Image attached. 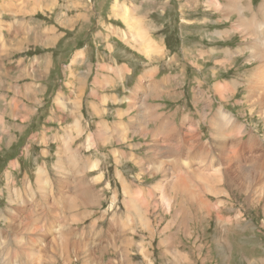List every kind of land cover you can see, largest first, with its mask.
Returning <instances> with one entry per match:
<instances>
[{"label":"rangeland","instance_id":"374dc122","mask_svg":"<svg viewBox=\"0 0 264 264\" xmlns=\"http://www.w3.org/2000/svg\"><path fill=\"white\" fill-rule=\"evenodd\" d=\"M142 1L144 3L139 6ZM260 3L261 0H236L233 4L240 5L243 10L245 7L243 12L240 6L239 8L233 7V10L229 11L231 8L227 0H55L51 9L48 8L47 0H0V71L4 75V77L0 76L2 81L0 87L3 86V89L0 88V111H4L6 115L3 117L5 128L2 129L0 125V211L5 214L8 208L11 209L8 201L10 191L15 190L22 194L21 197L25 195L26 184L29 186L27 191L33 195L38 205L43 203L42 212L31 213L30 220L25 216L16 219L12 214H5L8 222L0 221L3 243L6 244L8 238L10 240L14 233H18L19 244L23 242L22 245H25L22 254L16 259L17 264H21L24 259H36L35 254L38 250L45 247V244L54 236L59 235L65 227H67V230L65 229L67 238L72 230V232L81 234L80 240L83 236L80 245H87L86 241H91L94 246L90 249L94 248L98 251L104 248L105 252L108 250L106 254L104 252V257L100 261L104 264H145L149 260L148 264H175L165 249L167 246L174 247L178 254L187 258L184 264H264V207L262 203L258 202L256 207H248L242 195L225 187L229 198L199 196L201 204L209 202L213 207L206 209L203 205L205 208L197 211L196 219L195 217L192 219L196 199L179 198L178 200L181 199L183 203L179 202L178 214L174 217L173 210L171 213L165 212L164 206L159 202L161 194L171 188L167 175L162 176L160 173L149 175L138 169L135 165L136 160H131L133 165L127 166V157L137 159L138 156L142 158V167L149 173L154 167L162 166L163 163L162 167L169 171L168 175L175 176L177 172V175L183 178L184 183L189 184L195 190V185L199 183L196 178L189 176L190 174L195 176L196 173L189 172L191 166L196 167L197 165L200 169L198 172L210 176L212 174L209 173L210 157L215 163L218 162L216 155H210L209 147L211 148L212 144L214 147L218 146L211 127L213 115L216 116L223 130L224 121L221 122L222 119L218 115L219 109H225L226 113L233 114L240 125L246 126L249 132L257 135L264 143L262 138L264 137V122L255 111L252 114L247 110V103H243L246 101V78L249 69L252 68L248 65L250 52L246 50L243 54H236L245 45L247 46L248 42L250 44V39L243 42V36L239 28L237 29V22L240 20L241 24V17L251 15V5L257 9ZM114 6L119 9L125 8L127 15L119 19L114 12L111 13V8L116 10ZM225 6L230 9L227 8V10ZM31 7H36L33 14H26ZM140 16L143 17L144 22L147 19L145 27H150L151 30L147 34H141L143 38H139L136 34L137 30L130 24L124 23L125 20L129 21L130 18ZM77 21L78 23L75 24ZM13 27L16 32L25 34L26 38L24 48L19 53L7 50V43L10 40L7 32ZM47 36L52 40L55 39L49 47L43 45L47 42V40L44 42ZM112 36L126 42L123 45L129 49L130 45L127 43H131L138 50L143 47V43L148 44V38L156 44L155 53L149 54L152 58L151 62L145 57L148 54L146 48L145 51L139 53L127 48L125 50L130 55H140L136 59L139 64H148L146 72L139 74L136 81V84L141 83L143 86L141 92H138V97L147 94L145 101L150 93L166 87L170 90L163 97L164 99L162 98L163 100L150 98L149 102L145 103L149 106L145 105L143 110L137 107L140 113H144L148 123L145 122V127L138 129L131 127L129 129L133 131L131 137L127 134L128 129L124 126L117 127V123L113 122V120H118L116 110L121 111L122 108H127L124 98L130 100L131 93L135 89L130 85L131 80L119 82L118 88L117 86L109 88L112 87L111 84L108 88L106 86L102 89L97 88V85L101 86L105 71L99 67L94 57L99 51L105 52L106 45L119 42ZM107 37L109 39L105 40ZM252 38L254 40V37ZM80 55L83 57L82 63L78 59L81 58ZM102 58L105 59V56ZM123 58V60L131 61L128 57ZM250 63L255 65L257 62L250 61ZM109 70L113 71L108 67L106 71ZM77 77L80 78L74 79ZM233 80H238L240 85L234 91L235 94L230 98L222 96L220 91L230 90L231 85L229 84ZM72 82L77 91L70 90ZM93 84L95 90L99 91L98 96L104 97H95ZM59 94L65 98L66 108L64 110H59L56 105ZM112 95H114L113 98ZM105 97L110 101L107 100L106 106L101 107V104H105ZM205 98L210 100V109L204 107ZM89 102H92L90 106ZM70 107L77 110L79 116L71 115ZM151 107L158 115H162L159 122H149ZM21 108L32 111L28 119L24 115L23 119L10 118L13 114L20 112ZM102 112L105 115H100ZM168 113L172 121H168L166 117L163 118ZM95 115L96 118L93 117ZM201 115H204L205 121ZM75 117H77L80 129L84 131L79 139L71 142V135L74 132L73 118ZM104 117L109 123L101 121ZM160 122L168 123L167 126L171 125V128L177 129L180 133L184 132L182 141H170L165 138L169 131H164L157 135L159 137L155 141H158L154 143L151 137L152 135L156 137ZM103 123L108 127L107 132L111 134L107 137H101L100 128ZM189 125L193 127L198 125L199 130L193 132L197 135L196 137L186 132L189 131L187 129ZM167 126L165 128H169ZM112 131L124 133L125 142L116 141L119 135ZM140 132L143 135L138 134ZM224 133L229 136L228 131ZM88 136H91V145L89 147L85 145L84 149V141ZM64 140H69V142ZM244 140L246 141V138ZM65 143L70 151H78L81 155L75 165L68 161L69 152L65 154L66 156L62 153ZM164 150L171 154L165 156L166 151ZM177 150L180 152L182 150V152L175 155ZM130 152L135 156L130 157ZM189 155L186 161L185 156ZM59 156H65L66 171L62 175L58 172L63 171L56 169ZM182 160L184 161L181 163L184 165L180 163ZM80 162L82 164L95 162L99 173L94 171L86 175L79 171ZM187 162L192 164L185 171ZM116 169L121 171L118 174L121 173L127 185L131 190L133 189L131 195L136 196L137 201L135 202H139L137 210H147L148 221L152 226L150 228L153 229L151 239L148 238V234L142 232L143 229L139 227L134 212L132 210L126 212V206L121 204L123 199L128 200L131 197L123 195ZM82 174L88 176L87 185L100 196L99 205L92 209L89 206L84 208L80 204H73L75 195H70L66 184L61 183L62 179L66 178L69 188L73 189V184L76 185L75 182L78 181L76 178ZM95 177L97 179L92 181ZM58 182L61 183L62 191L59 190ZM155 185H157V192L153 191ZM147 190L148 198H144ZM113 197L116 198L114 203ZM45 199L47 202H43ZM26 202L28 207H36L32 205L34 201L27 199ZM111 204L114 206L113 211L110 210ZM51 206H54V210ZM183 212L190 215L189 227L187 226L186 231L181 228L180 223L183 222L178 217ZM32 214L40 217L36 220L37 222H34ZM221 219H229L231 223L224 225ZM29 223H32L33 227L29 233H26L25 228ZM91 223L96 224L97 227ZM15 225H18L17 229L11 230V227ZM133 228H137L135 234L137 236L134 237V241L130 238L133 242L128 243L129 246L133 247L134 244L142 242L147 249L146 252L149 253V259L144 260L142 252L139 253L135 245L137 248L130 249L131 262L125 263L117 253H115L116 256L112 254L111 250L119 243L118 240L130 234ZM116 238L119 239L114 242ZM140 238L143 240L141 241ZM97 239L100 241L99 244L95 242ZM10 242H8V247L12 251H18V246ZM109 242L113 243L109 245ZM54 251L56 252L52 253L51 261H56L54 264H62L63 260L54 256V254L58 255L59 250ZM73 264L76 263L73 262Z\"/></svg>","mask_w":264,"mask_h":264},{"label":"bare ground","instance_id":"6f19581e","mask_svg":"<svg viewBox=\"0 0 264 264\" xmlns=\"http://www.w3.org/2000/svg\"><path fill=\"white\" fill-rule=\"evenodd\" d=\"M235 1L234 0H227V2L229 4V7L231 9L229 7L225 6L226 9L229 8L230 9L229 11H231V10H233L232 9L233 7L234 8H239L240 5L238 6V4H233V3H235ZM47 2L49 4L48 5L49 9H51L54 6V4H55V0H47ZM248 2H250V1H248ZM216 3L217 2H215V4ZM33 4H36V3H33ZM124 7H126V6H124ZM35 8L36 7L29 8L28 11L26 12V14H28V13L31 14L34 11ZM114 8L116 10L113 9V11L116 12V13H119V18H124L125 15H127V11H126L125 8H120L119 9L117 6H114ZM240 8H241V10H243V8L241 6H240ZM11 9H13V8H11ZM238 10H240V9H238ZM244 10H245V7H244ZM244 10H243V12H244ZM251 10H252V13H251L250 16L244 15L243 17H241V19H242L241 20L242 21L241 24L239 22L240 20L237 22V29L239 28V30H240V32H241V34L243 36L242 37L243 38L242 39L243 42L246 39H250V44L248 42V45L247 46L245 45L242 49H240L238 52H236V54H238V53H242L243 54L246 50H248L250 52L249 64L248 65L250 67H252V68L249 69L248 76L246 78L247 79L246 80L247 81L246 82V89H245L246 90V96H245L246 97V101L243 102V103H247L248 105L247 106L245 105L247 110L251 111L252 114H253V111H255L257 113V116H259L261 118V120L264 122V0H261V3H260V5H259V7L257 9H254L252 7V5H251ZM117 11H119V12H117ZM229 11L227 12L228 14H229ZM223 12L226 13L225 11H223ZM20 13H21V11H20ZM135 18L134 17L130 18L129 21L124 19L125 20L124 23H127L128 25L130 24V26L132 28H135V30H137L136 34H138L139 38H143L141 34H147V32H148L146 30L145 26H144V23H145L144 19L141 16L140 17H135ZM15 25H16V23H15ZM235 30H233V31H235ZM7 33H8V37L10 38V40L7 43V46H8L7 50L11 51V52H14V53H19V51L21 49L23 50V48H24V40H26V38L24 37L25 34H22V33L20 34L19 31L16 32V29L14 27H13V29H8ZM251 36L254 37V40H252L253 38ZM46 40H47V42H46ZM12 41H13V43H12ZM54 41H55V39L52 40L49 36H47V37H45V40H44V42H46V43H44V44L42 43V44L46 46V45L52 44ZM127 44H129L133 49L138 51L131 43H127ZM155 45L156 44L151 40V38H148V44L147 43L146 44L143 43V49H141V51H145V48H146V52L148 54H146L145 57H146V59L148 61L152 60L150 55H153L155 53V50H156V46ZM138 52H140V51H138ZM250 61H256L257 63L255 65H253L252 63H250ZM17 65H18V62H17ZM24 71H25V69H24ZM37 72H38V70H37ZM1 75L4 77V75L1 74V71H0V76ZM0 82H2L1 79H0ZM229 85H231V87L229 88L230 90H226L225 92L220 91L222 93V96H224V97L226 96L227 98H230V96H233L235 94L234 91H236L237 86L239 85V81L238 80L230 81ZM215 86H217V85H215ZM2 87L3 86H1L0 88H2ZM224 87H226V86L224 85ZM169 92H170V90L167 89V87H166V88H163V89H161L159 91H155L152 94L150 93V96H148V98L144 101V105L149 106L148 104H145V103L146 102L148 103L150 98H153L154 100L155 99L159 100V99H162ZM64 99L65 98H63L60 94L58 95V97L56 99V105H57L59 110L60 109L64 110L66 108ZM209 101H210L209 99L205 98V100H204V102H205L204 107L205 108H209L210 109L211 105H210ZM197 102L199 103V100ZM224 110L223 109H219V113H218L220 119H222L221 122L224 121V125L222 126L223 130L220 128V126H219L220 122L218 124V121L215 118L216 116L213 115L212 116L213 118L211 120V127L214 130L215 139L218 142V146L214 147V144H212L211 148L209 147L210 155H216L217 156L216 159L218 160V162L215 163L214 160L213 159L211 160V157H210L209 173L211 172L212 174H210V176L209 175L208 176L203 175L202 173L198 172V171H200V169L197 167V165H196V167L191 166V169L189 170V172H196L195 176H193L192 174L189 175L192 178H196V180L199 183L197 186L194 184L196 191L193 190V188L189 184H185L183 178L181 176H178L177 172L175 173L177 176L175 174H174L175 176L168 175L169 171L166 168L163 169V167H162L163 163H162V166L159 165L157 167H154L151 170L152 172L149 173L145 168L142 167V160H141L142 158L141 157L138 156V157H136L137 159H135V158H130L129 159L127 157V159H128L127 166L133 165L131 163V160L132 161L136 160L135 165L138 167V169H140L141 171L146 172L149 175H151V173H152V175L153 174H159V173L162 176L167 175L168 183L170 184L171 188L161 194V196L159 198V202L164 206V211L165 212L171 213V211L173 210L174 217L178 214V207L177 206H179L178 205L179 202H180V204L183 203V201H181V199H180V201L178 200L179 198L185 197V198H190V199H196V206H195L194 212L192 214V217H193L192 219H194V217L196 219L197 211L202 210L205 207H206V209H209L210 207L211 208L213 207L212 205H210L209 202L207 204H205V203L201 204L202 201L200 200L199 196L211 195V196H214L216 198H218V197L229 198L230 196H229V193H228V191L226 189H232L234 191H237L240 195H242L243 198H244V201H245L244 203H246L248 207H256L258 205L257 204L258 202L262 203L263 207H264V143H263V140L260 139L259 137H257V135H254L251 132H249L247 130L246 126L240 125L238 119H236L233 116V114L226 113ZM0 114H1V116H0V125H1V127L3 129V128H5L4 127L5 124H4V121H3V117H6V115H5L4 111H0ZM29 114L31 115L32 111L22 110V108H21L20 112H18L17 114H13L10 118L17 119L18 117H20L21 119H23V118L27 117V119H28V115ZM70 114L74 115V116L75 115L79 116V113L73 107H70ZM147 114H148V112H147ZM149 114H150V116H149ZM149 114H148V116L151 117L149 119V122H154L155 120L160 119V117H161V115H158L154 111L153 107H151V109L149 110ZM214 114H216V113H214ZM77 117L73 118L74 123H73L72 127H73L74 132H72V135H71L72 136V141L71 142H73L76 139H79L80 135L84 131L83 129L82 130L80 129V125L77 122ZM201 118L203 119V121H205L204 120L205 119L204 115H201ZM145 122L148 123V121L146 119H144V121H142L141 124L143 126H145ZM164 124L156 132V137H155V135H152L151 138L153 139L154 143L156 141H158V140L155 141V139L159 137L157 135H159L160 132L164 133V130H165ZM167 125H168V123L165 126H167ZM198 125H195L194 127L189 125L188 128H187V129H189V131H186V132H189L193 137H196L197 135L195 133H193V132L194 131L196 132V130H199ZM170 126H167V127L170 128ZM224 126H225V130H224ZM169 128H167V130ZM107 129H108V127L105 125V123H103L101 125V128H100L101 137L109 136L110 133L107 132ZM172 130L173 129H171V131ZM223 131L224 132L228 131L229 132V136H228L227 133H224ZM104 132H106V134ZM112 132H114L117 135H119V136H117V139H115L116 141L125 142V140H124L125 139V134L124 133H120L118 131H112ZM173 132H174V130H173ZM138 134L143 135L141 132L138 133ZM153 134H155V133H153ZM183 134H184V132H183ZM225 134H227V135H225ZM147 135L149 136V133H147ZM182 137H184V136H182ZM244 137L246 138V141L244 140L245 139ZM262 138L264 139V137H262ZM67 139H68V137H67ZM69 140H67V141L64 140V141H66L68 143ZM211 141H213V140L211 139ZM84 142L85 143H84L83 147L85 149V145L87 147H89L91 145V136H88V138L86 137V140ZM217 142H215V143H217ZM67 146H66V143L63 145L62 153L65 155V154H67L69 152L70 156H69V160L68 161L70 163H72L73 165H75V163H77L79 161L78 158L81 157V155L78 154V151H74V152L70 151V149L67 148ZM207 146H209V145H207ZM67 149L69 151H67ZM212 149H213V151H212ZM181 152H177V153H174V154L175 155L176 154H180ZM212 152H213V154H211ZM208 153H209V151H208ZM167 154H171V153H168V151H166L165 156ZM254 155H257V156H254ZM65 156H59L60 159L58 160L59 162L57 163L56 169L59 170V171H63V172H58L59 175H62L63 173L65 174V171H66L65 170V160H64ZM129 156L130 157H134L135 155L130 152ZM189 157H190V155L189 156H185L186 161L189 159ZM184 160L180 161V163L183 162ZM120 162H121V160H120ZM191 162H193V161H191ZM119 164L120 163H118V165ZM190 164H192V163H190ZM190 164L187 162V166L185 167V171H186V169L188 168V166ZM96 165L97 164L95 162H92V163L91 162H86L84 164H82L80 162L79 165H78V169H79V171L84 172L86 175H87V173L94 172V171L99 173L98 169H96ZM182 165H184V164H182ZM68 167H69V165H68ZM115 172H116V175H117V179L118 180L120 179V181H121L120 185L122 186L123 195H127L128 198L131 197L128 200L123 199L121 204L126 206V212L129 211V210H132L134 212L135 219H136L137 223L140 225L139 227L143 229L142 232L148 234V236H149L148 238L151 239L152 234H153V229L150 228L152 226L149 224V221H148L147 210H142V209L137 210V207L139 206V204H138L139 202L138 203L135 202V201H137L136 196L131 195L133 193L132 192L133 189L132 190L130 189V187L127 185V181L124 180L123 177L120 175L121 173L118 174V172H121V171L116 169ZM178 174H180V173H178ZM86 175L82 174L81 176L76 178L78 181L75 182L76 185L73 184L74 185L73 189L69 188L70 186L68 185V180L66 178H63L61 183L65 182L66 183V187L70 191V194L75 195V199H74V201H72L73 204H76V203L80 204V206H82L84 208H85V206H89L92 209V208L97 207L99 205L100 196L98 195L97 192L94 191L93 188H91L90 186L87 185V183L89 182V179H88V176H86ZM156 177H157V175H156ZM26 179L24 180V182L26 181ZM96 179H97V177L93 178L92 181H95ZM61 183L58 182V184L60 185L59 186V190L60 191H62ZM25 184H26V182H25ZM26 185H25L26 193H25V195L23 194L24 196H22V197H21L22 194H19L15 190H12V191H10V193H8V201L11 204V209L8 208V212L5 213V214H12L16 219L21 218V216H25V218L30 220V216L29 215L31 213L42 212V208H43L42 204L43 203L41 205H38V203L35 201V199H33V195L30 192L27 191L29 186H26ZM73 185H72V187H73ZM107 186H108V184H107ZM156 187H157V185L154 186V190H153L154 192H157ZM225 187H226V189H225ZM165 188H166V185H165ZM92 191H94L93 194H92ZM61 195H62V193H61ZM114 197L112 198L113 203L116 201V198H114ZM143 197L144 198H148V190H147V193H145V196H143ZM144 198H143V200H144ZM27 199H30V200L34 201L35 204L33 203L32 205H36V207H34V208L28 207L27 204H26L27 203L26 202ZM45 201H46V199L43 202H45ZM206 201H208V200H206ZM56 203H57V201H56ZM65 204H67V203H65ZM54 206L53 207L51 206L53 210H54ZM148 207H150V205ZM84 208H83V210H84ZM71 209H72V207H71ZM182 209H183V207H182ZM110 210L111 211L114 210L113 204L110 205ZM32 211H34V212H32ZM54 213H55V211H54ZM5 214L0 211V221H2L3 223H7L8 222V218L6 217ZM31 216H32L33 219H35L34 222H37L36 220H38L40 218V217H38L35 214H32ZM78 216H80V215H78ZM189 216H190L189 214L184 213V212L181 213L180 215H178V217H180L181 221L183 222V223H180V224H181V228H184V231L188 230V227H189L188 226V220H190ZM239 218H241V217H239ZM236 219H238L237 216H236ZM221 221L223 222L224 225L227 224L228 222H229V224L231 223L229 221V219L228 220L227 219H221ZM91 224L94 227H97L96 224H93V223H91ZM8 227H9V225H8ZM17 227H18V225H15L14 227H11V230H15V229H17ZM32 227H33V224L29 223L27 225V227L25 228V232L29 233L31 231ZM62 229L63 230L60 232L59 235L54 236L51 241H49L48 243L45 244V247H43L41 250H38V253L35 254L36 257H37L36 259H34V260L24 259L21 262V264H54L56 261H51L52 253L56 252L54 250H59L58 255L54 254V256L62 259L63 260L62 264H73V262H75L76 264H104V263H100V261L104 257L103 256V254L105 252L104 248L102 250H98V251L94 250V248L90 249V247L94 246V245H92L91 241H86L87 245L82 246V245H80V242L83 240V236L81 237V240H80V235L81 234H77L76 232H72L73 230L71 229L72 231H71L69 237L67 238V234L65 232V229L67 230V227L62 228ZM136 233H137V228H133V229H131L130 234L123 236L121 240H118L119 238L114 239L113 240L114 242L116 240H118L119 243L116 246H114V248L111 250V253L112 254L113 253L114 254L117 253L119 258L122 261H125V263H129V261H130V253H131L130 249H134V247L136 245L138 247L137 251L139 253L142 252V256L144 257V260L149 259V253L146 252L147 249L144 247L142 242H140L138 244H134L133 247L129 246L128 243H132L135 240L134 237L137 236V235H135ZM2 234H3L2 231H0V264H17L16 259H17L18 255L22 254V251L24 250L25 245H22L23 242L21 244H19L18 233H14V235L11 236L10 240L8 238L7 241H6V244L2 242ZM96 234H97V232L95 233V236L97 237ZM94 237H92V238H94ZM130 238H132L133 241L130 240ZM143 238H140L141 241L143 240ZM10 241H12L16 246H18L17 247L18 251H16V250L12 251L8 247V242L11 243ZM95 242H97L99 244L100 241H98V239H97ZM2 243H3V245H2ZM27 243L29 244L30 240ZM112 243L113 242H109V245L112 244ZM137 247H135V248H137ZM120 248H121V253L119 252ZM165 249L167 250V253L171 256L172 261L175 264H184L185 263L187 258L185 256L181 255L180 253L178 254L177 249H174V247H170V246H167ZM106 252H105V254H106ZM163 252H164V250H163ZM115 256H116V254H115ZM80 259H82V260H80ZM48 261H50V262H48ZM116 261H117V259H116ZM149 262H150V260L148 262H145V264H148ZM117 264H120V263H117Z\"/></svg>","mask_w":264,"mask_h":264},{"label":"crops","instance_id":"0c3cea01","mask_svg":"<svg viewBox=\"0 0 264 264\" xmlns=\"http://www.w3.org/2000/svg\"><path fill=\"white\" fill-rule=\"evenodd\" d=\"M144 2L142 1V2H140L139 3V6H142L141 4H143ZM114 11H113V9L111 8V13H113ZM115 13V16H119L116 12H114ZM121 17V16H120ZM120 19V18H119ZM148 21H147V19H146V21H145V23H144V26H145V24L147 23ZM78 23V21L75 23V24H77ZM74 24V25H75ZM127 24V23H126ZM71 27V26H70ZM146 28V30L148 31V32H151V30H150V27H145ZM99 36H101V35H99ZM109 37V36H108ZM105 38V40H107V39H109V38ZM112 37H114V36H112ZM114 38H117V37H114ZM117 41H119V42H116V43H110V44H108V45H106L105 47L107 48H105V52H103V51H99L98 52V54H97V56L96 57H94L95 59H97L96 61L98 62V64H99V67H102L103 68V71H105V73H104V75L102 76V83H101V86L99 87L98 85H97V88H100V89H102V88H104L105 86H106V88H108V85H112V87H109V88H113V87H115V86H117V88H118V86H119V82H124V80H131V83H130V85L132 86V88H133V86L135 87V89L132 91V93H131V96H130V100H126V98H124L125 100V103L127 104V108L126 109H124V108H122L121 109V111H124L123 113L119 110V109H117L116 110V116H117V119L118 120H113V122L114 123H117L116 125H117V127H120V126H124L126 129H128V131H129V129L131 128V127H135L136 129H138V128H140V127H145V126H143L141 123H142V121H144V119H145V117H144V115H143V112H139V110H143V108H144V99L147 97V94H145V95H141L140 97H138V92L140 93L141 92V90H142V84L141 83H138V84H136V81H137V79H138V76H139V74H144L145 72H146V70H147V65L148 64H143V65H141V64H139V62H137L136 61V59H138L139 57H140V55H130V53H128L127 51H125L126 50V46H124L123 45V43H126V42H124V41H122L121 39H119V38H117ZM131 41V40H130ZM55 42V41H54ZM53 42V43H54ZM52 43V44H53ZM139 43V42H138ZM160 43V42H159ZM160 45V47L161 48H163L162 47V45L161 44H159ZM45 46V45H44ZM50 45H46L45 47H49ZM141 46H142V44H141ZM127 49H129V48H127ZM130 49L131 50H133V51H135V53L137 52V53H139L138 51H136L135 49H133L131 46H130ZM129 49V50H130ZM140 49H143V47L141 48L140 47ZM140 49H138L140 52H142ZM94 50L96 51V48H94ZM132 51V52H133ZM86 52H87V49H86ZM114 54H116V56L114 55ZM102 56H105V59L104 58H102ZM80 57L81 58H78V59H80L81 60V63L83 62V57H82V55H80ZM123 57H128V59H131V61H127V60H123L124 58ZM89 60H91V59H89ZM104 60H106V62H104ZM149 62H151L150 60H149ZM153 62V61H152ZM108 67H110L113 71H111L110 72V70L107 72L106 71V69L108 68ZM48 70H49V68H48ZM48 70H46L45 69V72H47L48 73ZM119 70H120V72H119ZM119 72V73H118ZM72 74V76H73V73H71ZM117 74H118V76H120V78L117 76ZM147 75H149L150 73H146ZM80 77H77V78H74V79H79ZM131 78V79H130ZM65 84V83H64ZM72 85L70 86V90L71 91H77V89L76 88H74V84H73V82L71 83ZM94 84H93V91L95 92V97L97 98H99V97H104V96H98L99 94V91L96 89L95 90V88H94ZM159 91V90H158ZM114 97V95H112V98ZM143 98V99H142ZM99 100H101V99H99ZM99 100H97V101H99ZM104 100H105V104H101L100 106L101 107H104V106H106V101L107 100H109L108 98H104ZM102 101V100H101ZM110 101V100H109ZM104 102V101H103ZM90 103H92V102H89V106H90ZM123 103V102H122ZM142 103V104H141ZM95 104V103H94ZM140 105V106H139ZM137 107H139V110H138V108ZM180 107V106H179ZM96 108V107H95ZM97 109V108H96ZM132 114V115H131ZM169 114V113H168ZM168 114H166L164 117H166L167 118V120L169 121H172V117L171 116H169ZM99 115V114H98ZM100 115H105L104 114V112H102ZM142 116V117H141ZM94 118H96V115L95 116H93ZM126 119H125V118ZM161 117H162V115H161ZM161 117H160V119H161ZM163 117V118H164ZM122 118V119H121ZM160 119H157V120H155L153 123H156V122H159V120ZM101 121L102 122H106V123H109V121H108V119L106 118V117H104V118H102L101 119ZM189 123V122H188ZM164 123H159L158 124V128L160 129V127L163 125ZM167 123H165L164 124V128H165V125H166ZM171 129H173V128H171L170 127V129H168L167 130V128H165V130L164 131H170V132H168V133H166V137L165 138H168V139H170V141H177V140H179V141H182V136H183V132H182V134L177 130V129H173L174 130V132H173V130L171 131ZM177 130V131H176ZM131 132H133V131H129V132H127V134L129 135V137H131L132 135H131ZM170 134V135H169ZM137 137H139V136H137ZM131 139H133V138H131ZM164 151H166V150H164ZM182 151V150H181ZM177 152H180L179 150H177ZM55 173H56V171H55ZM65 183V182H64ZM66 184V183H65ZM106 186H107V184H106ZM71 195V194H70ZM86 214V213H85Z\"/></svg>","mask_w":264,"mask_h":264}]
</instances>
